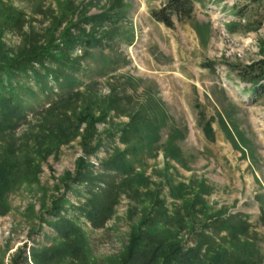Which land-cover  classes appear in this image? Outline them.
Instances as JSON below:
<instances>
[{
  "label": "rangeland",
  "instance_id": "1",
  "mask_svg": "<svg viewBox=\"0 0 264 264\" xmlns=\"http://www.w3.org/2000/svg\"><path fill=\"white\" fill-rule=\"evenodd\" d=\"M166 1L0 0L4 56L48 46L52 37L64 47L61 36L73 24L72 36L85 28L98 40L66 49L73 58L87 52L73 73L80 94L55 114L40 110L57 88L28 99L27 121L15 130L23 161L0 196V264H122L131 261L137 228L170 234L187 252L199 245L203 223L221 214L241 215L248 233L233 240L206 229L213 241L200 256L219 244L264 264V88L254 91L238 74L264 59V2L203 0L190 19L173 17L168 27L152 16ZM22 82L38 91L31 79ZM109 96L118 98L117 110L94 122L88 114L101 116ZM135 114L136 132L122 139ZM39 133L45 144L32 148ZM4 145L0 139V154ZM101 178L118 193L106 217L92 220Z\"/></svg>",
  "mask_w": 264,
  "mask_h": 264
},
{
  "label": "trees",
  "instance_id": "2",
  "mask_svg": "<svg viewBox=\"0 0 264 264\" xmlns=\"http://www.w3.org/2000/svg\"><path fill=\"white\" fill-rule=\"evenodd\" d=\"M252 1L258 4L264 2V0ZM196 2L201 3L203 0H167L160 10L152 12V16L157 21L171 27L174 23L173 17L178 21L190 19ZM94 20L96 19L94 18ZM100 21H102V19ZM76 27L77 26L73 24L62 34L61 37L64 47H57L55 45L56 38L52 37L48 41V46L34 49L30 48V50H26L24 53L11 58L0 53V139L1 141L9 143L7 147H5V145L2 146L6 153L0 154V196H2L1 194L3 191H6L5 189L12 187L16 179L12 178V176L18 174L19 164L23 161L20 155L16 153L18 148L14 147V145L16 146L17 144L15 130L27 121L28 111H30L28 99L37 100L40 95H48L52 92L53 88H57V90L60 91L59 94H56V97L49 102L46 107L40 110L41 114H52L59 111L57 108L60 104L63 105L69 102L73 96L80 94L77 89H73L76 82V77L73 73L80 69L81 60L86 57L87 52L84 51L83 56L81 55L73 58L66 54V49H69L75 43L85 46L86 49L92 48L97 45L98 40L93 34L89 35V30L85 28H77V36H72L70 29H76ZM235 27L236 24L233 21L229 22L227 25L228 31H235ZM256 28L254 27V29ZM50 48L58 49V52L54 53ZM33 64H37L38 68H35ZM241 69H239L238 74L241 77H249L248 80L251 81L254 91L264 88V59L246 65ZM23 78L28 80L31 79L37 85L38 91H35L29 84L22 82ZM242 79L245 78H241V80ZM88 104L87 102L86 109L92 111V108L96 106V101L92 102L90 107ZM118 105V98L109 96L108 100L103 105L104 108L101 116L95 118L91 114L88 115L94 118V122L103 120L107 114V110H117ZM57 115L58 114L54 116L58 118ZM64 115L66 116V114ZM65 118L68 119L67 116ZM76 120L77 123H74L75 129H77L78 124L83 121L84 118L79 117ZM140 120L139 114L132 115V129L129 128V130H124L121 138L123 139L129 131L133 130L136 132L135 128L140 123ZM68 121L70 120L68 119ZM58 124L60 125V123H55L51 128H60ZM205 134L208 137L211 134V127L208 123L205 127ZM43 139H45V137L39 133V137H35L33 139L34 142H32L33 144L30 146L39 149L41 143L45 144ZM10 145L11 148L9 147ZM42 150L46 151L47 148ZM81 165L86 167L85 162ZM116 167L115 168L118 169V166ZM85 179H88L90 182L95 180V178ZM101 179L105 187L104 191L100 194L102 203H98L97 210H89L87 214L92 220H95V218L100 219L104 216L106 217L113 203L111 199L115 198V195L118 193V188L112 184L111 180ZM1 198L0 214L3 213L4 204ZM56 207L51 210V214H58L60 208H58V206ZM262 224L264 225V213L262 214ZM202 227L203 231L199 237L201 238L199 245L187 250V252L181 251L179 242L177 239H171L170 234L163 233L160 230L157 231L153 228L149 231L137 228L131 235L132 237L134 236L133 240H135V237H137V240L131 242L127 248L126 256H128L131 261L123 262L122 264H255L252 261L242 259L241 256L235 252L234 248L232 250H227L220 247L219 244L210 245L211 247H209L203 257L199 254L201 248L207 241H211L210 243L213 241L209 240L211 237L206 233V229L212 228L216 234L225 230L229 239L231 238L233 240H237L240 235L246 236L248 233V224L245 220H242L241 215L223 216V214H221L210 219L209 223H207V221L204 222ZM226 240V238H223V241ZM136 259L139 260L137 261Z\"/></svg>",
  "mask_w": 264,
  "mask_h": 264
}]
</instances>
